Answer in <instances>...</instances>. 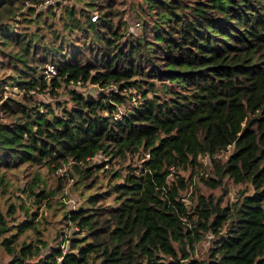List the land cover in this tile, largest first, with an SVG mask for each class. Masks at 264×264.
Returning a JSON list of instances; mask_svg holds the SVG:
<instances>
[{"label": "trees", "instance_id": "16d2710c", "mask_svg": "<svg viewBox=\"0 0 264 264\" xmlns=\"http://www.w3.org/2000/svg\"><path fill=\"white\" fill-rule=\"evenodd\" d=\"M45 1L0 0V169L66 165L55 188L38 189L34 177L23 184L21 195L39 205L58 198L73 173L92 188L105 166L90 165L98 155L127 164L111 169L116 180L88 194L86 207L63 211L69 236L61 227L46 239L34 213L9 203L0 264H264V0H137V32L128 31L125 0L38 6ZM58 9L67 27L47 42L41 16ZM62 84L100 91L66 89L69 107L35 99ZM194 173L209 189L228 180L251 191L223 204L194 185L188 205ZM206 234L212 244L196 257Z\"/></svg>", "mask_w": 264, "mask_h": 264}, {"label": "rangeland", "instance_id": "374dc122", "mask_svg": "<svg viewBox=\"0 0 264 264\" xmlns=\"http://www.w3.org/2000/svg\"><path fill=\"white\" fill-rule=\"evenodd\" d=\"M136 1L137 0H125L126 5L124 2H119L117 5V7L119 5L121 7L125 5L123 9H126L125 11L130 17L129 22H128L130 26L128 30L129 32L138 31V29H136L137 27L133 28V22L131 18V15H132L131 10L136 8V4H135ZM63 3L71 6L72 4L77 3V1L64 0ZM76 5L79 6L80 3ZM55 12L57 16L49 15L50 18H45L44 15L41 16L42 19L40 21V27H43V29L39 28L38 32L39 34L43 33L47 42H49L51 38L55 35V33H57V32L52 31L53 28L61 30L62 26H66L65 24L67 20L65 16L63 15V11L58 9V10H55ZM59 15L62 16V18H59ZM24 24H27V23H24ZM20 25L21 24H19V16H18L17 24L15 25V32L19 30ZM30 29H33V26H31ZM61 33H65V30H62ZM68 39H71L73 42H76V43L84 41V39L79 37L78 34L77 35L72 34V36H69ZM68 88H75L77 91L82 92L85 95L87 94L96 95L100 91L98 87L93 86V85L76 86V85L70 84L67 86L65 84H62L61 88H59L57 92H55V94L51 96L48 94L47 90L36 91V93H34L35 99L41 103H45V104L49 103L52 106H54V108H55L54 104L57 102L66 104V106L69 107L70 103L67 102L68 94L66 92V89ZM8 91L9 90H7V92ZM14 92H16V90H14ZM228 152L229 150L227 152L221 153L218 157L224 158ZM200 160L204 164H208L207 157H202ZM107 161H108V158L102 155H98L92 159V162L90 163V165H93V164L99 165L102 162L105 163L104 168L98 171L97 182L92 188H86V185L89 183V181L85 183L84 182L80 183L79 175H76L75 173H73V179L68 178L67 182L63 183V187L65 190L63 192L55 193V196H57L58 198L53 196L54 201L51 204H48L45 200L39 205L33 204L32 199L27 197L25 194L21 195L22 194L21 189L23 188V184L26 181L33 179L34 177V179H36V181L39 184L38 189H44L45 191H47L48 188H55V186L57 185L58 177L63 176L66 173V169H67L66 165L58 168L56 171H50L49 169L45 167H35V166H25V165L17 169H12V170L0 169V211L2 213H5L7 209V205H9V203H12V202L15 203L16 205L17 204L23 205L24 207L27 208L29 212L31 211V213H34L36 215L34 217L36 218L34 220V223L37 225L36 227H38L39 231H41L40 233L46 239H51L54 236L55 230L57 229L59 230L61 227L64 226V223L62 221V213L65 209L67 208L70 209L77 205L86 207L85 197L88 194H92L96 191L100 192L105 189H108L111 185L108 183L109 182L112 183L116 180L113 178L108 179L111 169L113 171H117L122 167V165L127 164V162L119 164L114 161L110 163ZM200 171L201 170H199V172ZM181 173L185 176L189 175V171L187 170L182 171ZM192 181L193 182H192L191 187L184 193V197H185L184 200L188 205L194 202V199H192V194H191L193 190L192 187H194V185L197 187V191L201 193H204V194L212 193L215 197H221L222 198L221 201L223 204L234 201L237 193L240 190L245 189L247 190L248 193L251 191V188L249 186L235 185L229 182L228 180H226L224 182V185L220 188L209 189V188L204 187L201 183L197 182L198 180H197L196 173H194ZM38 189H35V190L37 191ZM19 194L21 195L20 199H16V197L19 196ZM113 197H114L113 194L109 196L107 199V203L111 205H115L113 201ZM19 212L22 213L20 209L19 210L17 209L16 214H15L16 221H18L17 219L19 220L22 219ZM8 218H9L8 224L10 225V227H13L12 225H14L15 221L12 219V217H8ZM75 231H77V228H75ZM26 232L30 233L32 236L34 235V231L31 229L27 230ZM63 233L69 236L72 234V230L70 229V227H63ZM78 235L80 236V234ZM22 237L24 238V235ZM213 239L214 238H211L209 234H206L204 237H201L199 242L195 244V251H194L195 256L199 258L204 257L208 251V248L212 244ZM54 241H56V239L53 240V242L50 241V243L54 244L55 243ZM58 241L60 242V244L62 243V239L59 238ZM66 246H67V243H65L64 250L67 248ZM0 251H1V248H0Z\"/></svg>", "mask_w": 264, "mask_h": 264}, {"label": "built area", "instance_id": "2783aa9c", "mask_svg": "<svg viewBox=\"0 0 264 264\" xmlns=\"http://www.w3.org/2000/svg\"><path fill=\"white\" fill-rule=\"evenodd\" d=\"M54 1H55V0H46V1L44 2L43 5H38V6L45 7L46 5H48V4H50V3L54 2ZM92 19H93V18H92ZM55 73H56V71H55L53 65L48 64V65L46 66V69H45L46 78H50V77H52L53 75H55ZM146 156H148V155H146ZM60 247L64 249V247H65V243H63V241H62ZM61 258H62V257L59 256V257L57 258V261L59 262V261L61 260Z\"/></svg>", "mask_w": 264, "mask_h": 264}]
</instances>
